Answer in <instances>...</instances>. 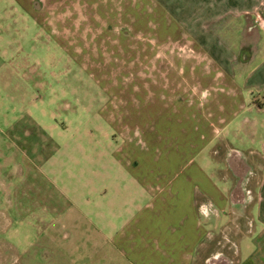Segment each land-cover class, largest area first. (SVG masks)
<instances>
[{"label": "crops", "instance_id": "0c3cea01", "mask_svg": "<svg viewBox=\"0 0 264 264\" xmlns=\"http://www.w3.org/2000/svg\"><path fill=\"white\" fill-rule=\"evenodd\" d=\"M17 1L30 16L6 20L11 36L20 35L14 27L20 22L24 36L42 29L61 46L75 42L83 65L102 72L106 98L97 115L106 125L99 135L71 140L74 148L88 150L86 183L74 188L50 183L40 198L37 238H24L23 264H204L207 246L246 207L250 228L237 238L236 264H264V0H229L232 9L257 4L261 15L229 16L223 28L231 27L230 35L203 32L194 45L198 60L187 53L175 58V37L189 35L184 28L178 34L173 28L153 31L156 43L136 44L130 55L108 20L79 16L83 0ZM96 34L101 44L111 45L108 60L98 66L87 57L95 47L91 41L82 38L86 45L78 46L80 35ZM188 38L183 49L190 53ZM23 79L16 84L27 86ZM33 123L54 146L48 159L54 171L53 148L64 144L50 131L60 127L50 119L48 125L46 119ZM219 145L225 155L218 154ZM231 153L240 157L232 159ZM251 182L254 200L246 206L252 194L243 188Z\"/></svg>", "mask_w": 264, "mask_h": 264}, {"label": "rangeland", "instance_id": "374dc122", "mask_svg": "<svg viewBox=\"0 0 264 264\" xmlns=\"http://www.w3.org/2000/svg\"><path fill=\"white\" fill-rule=\"evenodd\" d=\"M17 2L0 0V264H23L24 238L25 235L28 239L37 238L40 198L51 188L50 183L60 188L63 184L64 188H74L86 183L83 175L86 174L88 150L86 146L74 148L71 140L87 142L89 136L99 135L98 128L106 126L97 116L106 99L101 83L102 72H98L96 67L83 65L84 55H77L75 42L61 46L45 30L31 29L26 32L27 37L23 34L25 27L19 22L14 27L19 28L20 35L11 36L4 25L6 20L9 21L12 16H30ZM78 3H81L80 0ZM36 5H39L38 1ZM256 5L248 8L244 4L232 9L229 0H94V3L87 4L83 0L78 11L79 16H102L99 21L103 24L104 20H108V28L120 32L122 43L119 47L130 55H134L136 44L147 46L156 43L153 31L173 28L178 34L184 28L190 35L191 51L188 53L183 49L188 36L177 35L175 58L182 60L187 53L192 60H198L199 54L194 51L197 49L194 45L200 41L203 32H211L213 36L230 35L231 27L223 28V25L230 24L229 16H252ZM64 14L71 16L70 10H65ZM255 14L261 15V12ZM87 37L80 35L78 46L86 45L82 43V38L86 42L91 41L95 47L87 57L93 59L96 66L101 65L107 59L105 56L111 45L101 44L103 37L100 35ZM23 40L25 43L21 48H10L15 41ZM207 43L211 44L209 39ZM246 55V52L241 53L242 59ZM18 78L22 81L25 78L27 86L16 84ZM26 94L38 102H31L29 96L26 99ZM40 113L48 118L41 117ZM44 119L47 125L50 119L60 127V131H50V135L55 142L64 144L56 150L53 148L52 152L58 160L54 171L48 167L49 163L55 164L52 160L48 162L49 152L54 146L45 142V135L33 123L36 121L43 125ZM12 124L14 131L10 127ZM61 128L67 130L62 132ZM218 149L219 155H225V148L220 149L219 145ZM56 169L63 175L61 181L55 178ZM254 185L251 182L243 188L245 192L249 191L250 196L252 194L246 206H251L254 200ZM250 221L251 213L247 207L243 212L233 214L228 230L207 246L205 255L208 261L204 264H236L237 238L250 228ZM28 224L35 228L29 233L24 230Z\"/></svg>", "mask_w": 264, "mask_h": 264}, {"label": "trees", "instance_id": "16d2710c", "mask_svg": "<svg viewBox=\"0 0 264 264\" xmlns=\"http://www.w3.org/2000/svg\"><path fill=\"white\" fill-rule=\"evenodd\" d=\"M235 154H237V153H232V156H231L232 159H235L236 157H240V155L237 154V155H238V156H237V155H235ZM234 192H235V191H234ZM234 192H233L232 194H234ZM232 201H233V200H232Z\"/></svg>", "mask_w": 264, "mask_h": 264}]
</instances>
